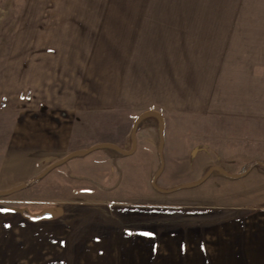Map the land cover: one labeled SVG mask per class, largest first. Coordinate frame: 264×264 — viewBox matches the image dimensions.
Listing matches in <instances>:
<instances>
[{
    "label": "crops",
    "instance_id": "crops-1",
    "mask_svg": "<svg viewBox=\"0 0 264 264\" xmlns=\"http://www.w3.org/2000/svg\"><path fill=\"white\" fill-rule=\"evenodd\" d=\"M178 43L144 55L136 98L121 87L120 103L127 108L115 114L114 122L111 118L104 121L103 128L108 130L101 141L95 138L96 128L87 112L90 109L80 108L94 105L90 93L81 101L79 89L72 87L70 91L61 86L60 91L50 81H16L14 71L10 79L9 70L8 79L0 80V185L11 187L0 193L29 191L30 186L27 189L25 185L46 169L71 154L101 146L59 167L62 175L70 173L77 184L101 186L105 192L126 184L140 193L136 199L114 198V205L100 219L104 221L103 236H95V241L97 248L103 243L102 248L109 250L110 260L207 264L202 260L253 258L251 251L256 241L264 240V232L251 224L245 210L159 201L187 200L214 181L229 187V191L220 192L227 200H264L263 140L245 147L234 140L222 141L221 129L169 127L175 119L220 120L253 125L256 134L262 135L264 63L255 60L228 65V55L208 59L201 51L193 54L191 44L186 48ZM138 120L142 127L132 137ZM195 155L197 161L203 160L196 166L198 173L186 165ZM136 156L148 162L135 165L131 157ZM235 156L249 157L251 162L245 166L246 162L233 159ZM36 160L43 161L37 171L32 165ZM207 168L214 171L198 181L199 172ZM154 178L166 191L154 188ZM53 193H58L55 186L44 195ZM211 194V198L216 197V192ZM257 246L256 251L264 250V245Z\"/></svg>",
    "mask_w": 264,
    "mask_h": 264
},
{
    "label": "rangeland",
    "instance_id": "rangeland-1",
    "mask_svg": "<svg viewBox=\"0 0 264 264\" xmlns=\"http://www.w3.org/2000/svg\"><path fill=\"white\" fill-rule=\"evenodd\" d=\"M177 42L191 44L193 54L201 51L208 59L228 55V65L255 60L264 63V0H0V80H7L9 75L11 79L14 71L16 81H50L60 91L61 86L70 91L72 87L79 89L81 101L90 93L94 105L84 104L80 108L90 109L87 112L91 113L90 123L96 128L93 132L97 140L108 130L103 128L104 121L111 118L114 122L115 114L127 108L120 103L121 87L136 98L144 55L171 48ZM169 124L170 128L180 125L188 129H221L222 141L234 140L245 147L254 146L258 140L264 143V132L256 134L253 125L246 126L243 122L175 119ZM197 157L191 156L186 161L193 173L203 161L200 158L197 161ZM131 158L135 165L148 162L143 157ZM240 158L246 162L245 166L251 162L249 157L233 159ZM208 159L213 161L214 157L209 155ZM62 162L55 163L47 175L53 173L46 180L47 175L27 187L29 191L0 193V264H184L190 261L110 260L109 250L102 248L103 243L97 248L95 241V236H103L104 221L100 219L114 205V198L136 199L141 195L132 185L105 192L101 186L99 189L85 182L77 184L70 173L64 172L67 178L62 175L59 167ZM34 164L38 167L34 168ZM32 165L37 171L43 161L36 160ZM209 171L201 170L196 179L201 181ZM51 186L58 193L44 195ZM9 187L0 185V191ZM76 190H80L78 195L74 194ZM227 191V185L214 181L199 194L187 196V200L159 203L241 208L248 212L251 224L263 229V233L264 200H227V195L220 193ZM212 192H216V197L211 198ZM23 209L33 215L55 209L59 216L33 222L22 215ZM254 245L251 251L254 257L248 260L202 261L264 264V250L256 251L257 245H264V240Z\"/></svg>",
    "mask_w": 264,
    "mask_h": 264
},
{
    "label": "trees",
    "instance_id": "trees-1",
    "mask_svg": "<svg viewBox=\"0 0 264 264\" xmlns=\"http://www.w3.org/2000/svg\"><path fill=\"white\" fill-rule=\"evenodd\" d=\"M141 127H142V126H141V120H138V121L136 122L135 126H134V131H133V133H132V137L135 136V134L137 133V131H139V130L141 129ZM98 148H100V147H98V146H97V147H92V148H88V149H86L85 151H83V152H81V153L71 154V155L67 156L66 158H64L62 161L65 162V161L70 160V159L75 158V157L85 156V155L91 153L92 151H94V150H96V149H98ZM63 162H62V163H63ZM55 166H56V165H55ZM55 166H54V167H55ZM51 169H52V168H49V169H47L46 171H44V172H43L41 175H39L36 179L32 180V181L29 182L27 185H25V187L31 186V185L37 183L38 181H40L45 175H47V173H48ZM212 171H214L213 168L210 169V171H209L208 174L212 173ZM208 174H207V175H208ZM229 177H230V178H234V177H237V176H229ZM153 186H154V188L157 189V190H163V189L159 188V186H158V184H157V181H156V178L153 179ZM163 191H166V190H163ZM0 195H2V194H0Z\"/></svg>",
    "mask_w": 264,
    "mask_h": 264
},
{
    "label": "water",
    "instance_id": "water-1",
    "mask_svg": "<svg viewBox=\"0 0 264 264\" xmlns=\"http://www.w3.org/2000/svg\"><path fill=\"white\" fill-rule=\"evenodd\" d=\"M22 215L25 218L30 219L33 222H39L43 220H52L59 216V212H57L55 209H47L44 210L40 214L33 215L28 209L22 210Z\"/></svg>",
    "mask_w": 264,
    "mask_h": 264
}]
</instances>
